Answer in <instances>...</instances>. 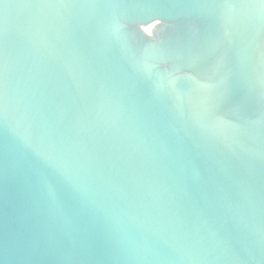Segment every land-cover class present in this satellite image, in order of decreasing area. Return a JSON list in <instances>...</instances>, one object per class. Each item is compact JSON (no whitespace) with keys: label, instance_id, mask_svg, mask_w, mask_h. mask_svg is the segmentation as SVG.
Segmentation results:
<instances>
[{"label":"water","instance_id":"1","mask_svg":"<svg viewBox=\"0 0 264 264\" xmlns=\"http://www.w3.org/2000/svg\"><path fill=\"white\" fill-rule=\"evenodd\" d=\"M0 264H264V0H0Z\"/></svg>","mask_w":264,"mask_h":264}]
</instances>
